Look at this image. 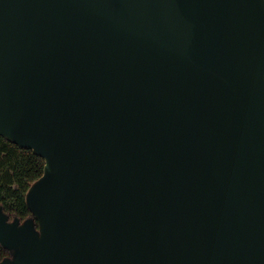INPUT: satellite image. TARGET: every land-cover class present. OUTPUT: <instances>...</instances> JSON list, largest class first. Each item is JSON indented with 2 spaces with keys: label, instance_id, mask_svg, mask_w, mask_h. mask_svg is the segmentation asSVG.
I'll use <instances>...</instances> for the list:
<instances>
[{
  "label": "water",
  "instance_id": "obj_1",
  "mask_svg": "<svg viewBox=\"0 0 264 264\" xmlns=\"http://www.w3.org/2000/svg\"><path fill=\"white\" fill-rule=\"evenodd\" d=\"M0 133V264H264V0H0Z\"/></svg>",
  "mask_w": 264,
  "mask_h": 264
},
{
  "label": "trees",
  "instance_id": "obj_2",
  "mask_svg": "<svg viewBox=\"0 0 264 264\" xmlns=\"http://www.w3.org/2000/svg\"><path fill=\"white\" fill-rule=\"evenodd\" d=\"M45 158L33 149L21 147L0 133V206L22 221L34 217L27 200L32 184L44 173ZM0 242V260L11 257Z\"/></svg>",
  "mask_w": 264,
  "mask_h": 264
},
{
  "label": "flooded vegetation",
  "instance_id": "obj_3",
  "mask_svg": "<svg viewBox=\"0 0 264 264\" xmlns=\"http://www.w3.org/2000/svg\"><path fill=\"white\" fill-rule=\"evenodd\" d=\"M6 213V212H5ZM8 214V213H7ZM9 215V214H8ZM11 251V253H12V255H11V257L13 256V254H14V251L13 250H10Z\"/></svg>",
  "mask_w": 264,
  "mask_h": 264
}]
</instances>
